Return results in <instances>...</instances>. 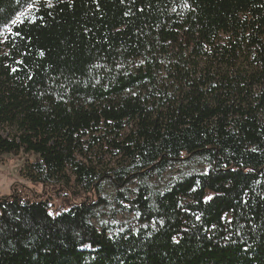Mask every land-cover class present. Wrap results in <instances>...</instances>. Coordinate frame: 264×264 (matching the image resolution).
<instances>
[{"label":"trees","instance_id":"trees-1","mask_svg":"<svg viewBox=\"0 0 264 264\" xmlns=\"http://www.w3.org/2000/svg\"><path fill=\"white\" fill-rule=\"evenodd\" d=\"M4 154L0 264H264V0H0Z\"/></svg>","mask_w":264,"mask_h":264},{"label":"rangeland","instance_id":"rangeland-1","mask_svg":"<svg viewBox=\"0 0 264 264\" xmlns=\"http://www.w3.org/2000/svg\"><path fill=\"white\" fill-rule=\"evenodd\" d=\"M26 157L19 159L4 154L0 156V197H10L14 193L22 199H39L40 197H49L51 202L57 207L61 204V198L57 197V192H53L54 189L48 191V186H41L39 184L30 183L20 171L23 165L26 163ZM84 161H87L84 159ZM92 162L99 167H112L115 166V160H110L109 157L103 160H98L96 157H92ZM100 163V164H99ZM199 166L196 164L175 166L174 169H170L166 172L161 181L157 182L159 187H163L167 184L172 177L180 174L181 172H195L199 170ZM109 169V168H108ZM133 187V185H130ZM67 193L78 194L81 189L75 181L73 176L69 175V182L67 185H63ZM98 196L103 198L105 202L101 205L97 211V218L94 220L96 225H108L113 229H123L126 227H133L136 225L135 219L131 214L126 211H122L117 205H115L113 198L114 193L112 188L106 183L102 185Z\"/></svg>","mask_w":264,"mask_h":264},{"label":"snow or ice","instance_id":"snow-or-ice-1","mask_svg":"<svg viewBox=\"0 0 264 264\" xmlns=\"http://www.w3.org/2000/svg\"><path fill=\"white\" fill-rule=\"evenodd\" d=\"M21 15H23V13H21Z\"/></svg>","mask_w":264,"mask_h":264}]
</instances>
